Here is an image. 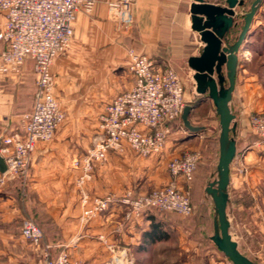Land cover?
Instances as JSON below:
<instances>
[{"label":"crops","instance_id":"1","mask_svg":"<svg viewBox=\"0 0 264 264\" xmlns=\"http://www.w3.org/2000/svg\"><path fill=\"white\" fill-rule=\"evenodd\" d=\"M107 1L111 0H100L90 15L76 14L71 45L55 60L56 96L66 114L65 121L52 140L36 145L25 179L10 177L0 184V264H44L47 253L55 258L62 252H67L78 264H104L110 259L108 250L111 248L128 250L134 260H156L157 253L159 257H165L160 247L170 238L168 228L171 225L155 209L129 217L130 206L123 200L136 199L172 181L180 188L186 187L182 179L173 177L166 170L161 171L162 163L170 157L181 158L187 149L192 150L187 145L189 141L211 137L213 132L209 134V125H197L206 129L192 135L185 127V130L178 128V123L172 124L165 148L157 156L143 158L130 148L123 153H109L106 161L94 164L92 179L85 183L83 190L77 184L82 169L76 162L102 137L99 118L105 107L134 86L127 67L128 49L147 55L161 67L168 65L171 57L183 56L187 62L198 55L201 42L189 23L193 0H136L131 35L119 34L115 22L109 18ZM238 10L235 9L237 14ZM1 23L0 17V28ZM189 26L194 35L191 49L187 43ZM252 28L254 32L239 53L231 102L237 121L236 137L241 129L249 127L252 115L264 112V88L259 79L263 73L260 69L258 73L250 70L262 58V51L257 49L264 48L259 33L264 28V0ZM241 29L239 22L232 32L231 43ZM163 48L166 53L161 52ZM178 48L183 51L178 53ZM249 52L252 54L248 56ZM263 65L260 63V68ZM36 87L37 74L31 59L25 61L18 75L0 74V137L23 134L24 116L32 111ZM186 101L193 110L197 106L194 103L205 102L214 107L207 96L196 93ZM216 119L219 123L214 107L211 123ZM199 165L190 185V192L195 197L203 196L214 175L208 169L203 173ZM82 191L91 198L109 196L112 202L104 213L84 221ZM27 219L33 220L43 232L39 246L21 236L22 222ZM178 230L180 234L198 232L204 235L205 227L198 224L193 230L188 227L185 230L178 227ZM189 248L196 255L202 250L205 260H215L212 264H230L221 261L226 260L225 256L220 257L219 252H212L214 250L207 246L191 243Z\"/></svg>","mask_w":264,"mask_h":264},{"label":"built area","instance_id":"2","mask_svg":"<svg viewBox=\"0 0 264 264\" xmlns=\"http://www.w3.org/2000/svg\"><path fill=\"white\" fill-rule=\"evenodd\" d=\"M100 0H0V74L18 75L27 59L35 64L37 92L32 111L24 116L22 135L7 136L0 149L7 171L0 173V184L9 177L26 178L32 153L39 142L53 139L66 114L56 96L53 66L56 58L71 45L73 23L78 12L93 13ZM136 0L107 1L110 16L118 31L127 33L133 25ZM128 68L134 86L109 103L99 118L102 137L76 164L82 169L77 184L81 190L92 179L94 164L107 160L109 153H123L130 148L138 156L149 158L160 154L187 105L185 87L178 73L169 65L158 66L154 60L134 49H128ZM250 128L264 140V113L254 114ZM200 153H187L169 163L173 177L182 178L186 187L172 182L136 199L126 198L129 217L139 216L153 208L193 213L190 185L201 161ZM82 219L88 221L104 213L111 197L91 198L82 191ZM21 235L35 246L43 239L41 228L24 220ZM115 260H129L124 249L114 248ZM44 264H76L67 252L52 258L47 253Z\"/></svg>","mask_w":264,"mask_h":264},{"label":"rangeland","instance_id":"3","mask_svg":"<svg viewBox=\"0 0 264 264\" xmlns=\"http://www.w3.org/2000/svg\"><path fill=\"white\" fill-rule=\"evenodd\" d=\"M116 29L118 31L117 27ZM132 32L133 25L127 33L124 34L119 32V34L131 35ZM259 33L261 34V40L263 39L264 43V28L261 29ZM193 36L194 35L191 33L189 26L187 36L188 49H191L194 46V39H192ZM172 44V42L169 44V49H171ZM160 50L161 52L165 51V53L167 51L166 48ZM257 50L262 51V54H260L262 55V58L257 64L251 66L250 70L255 72L261 70L263 74L259 76V79H261V83L264 88V65L260 68V63L264 64V48L261 46V48ZM182 51H180V48L177 49L178 53H181ZM251 54L252 52H249L248 56ZM255 56L257 58L260 57L259 55ZM167 62V64L178 73L179 77L181 78L184 84L185 100H191L193 94L195 93L194 80L193 72L188 67L186 58H184L183 56L182 58L179 56L171 57ZM36 92L37 87L35 93ZM196 104L197 106L195 110L192 111L191 116H189V120L195 126L202 124L209 125V134H211V132L213 133L210 135L211 137H208L204 140L194 139L192 141H189L187 145L190 146L192 150L187 149V153H200L202 155V162L201 164L199 163V168H203V173H206L207 171L205 172V170L207 169L209 170V173L212 172L214 176L210 180H213L215 178V172L219 157V123L217 120L218 118L214 121V123H211L210 117L214 112V107L205 102H202L200 104L194 103L193 105ZM263 113L264 112H260L257 114ZM176 123H178V128H180L181 130L184 129V125L181 119H179ZM238 134L239 135L237 136V153L231 165V178L229 186V202L227 207V214L231 223V233L234 237V240L238 243L240 251L255 263L264 264V140L261 139L250 128V126L244 127L239 131ZM197 137L198 136L194 138ZM177 158L179 157H170L168 160L164 159V162L161 166V171L166 170L168 171V173H170L169 163ZM159 186L155 189L163 188L166 185L162 184ZM193 197H195V195H192L190 192V199L193 204L194 210L193 213L189 216H183L176 212L162 211L160 209L153 208L155 209L157 214H161V216L167 220L166 222L171 225V227L168 228V232H170V238L167 240L166 244L160 247V251L162 253H165V257L161 258L158 256L157 253L155 254L156 260H134L130 252L124 249L127 252V258L129 260H115V253L113 252V250L115 249L111 248L108 250L111 255L110 259L107 260L104 264H212V262L215 261L205 260L204 256L206 255H204L205 253H203L202 250H199V255H196V252L189 248V245L191 243H197L201 244L202 246H207L210 248V250H214L212 252H219L218 255L223 258L224 255L220 251H217L218 249L211 241V237L214 235L215 231V212L212 201L206 195L205 192L203 196L196 195L195 198ZM193 199H195L196 205L194 204ZM197 201H199V206L197 205ZM198 224L205 227V230L203 232L204 235H201L198 232L180 234V230H178V227L182 228V230H185L187 227L193 230L194 227ZM196 231H198V229H196ZM28 241L31 242L30 240ZM225 259L226 260L221 261L232 264L227 258Z\"/></svg>","mask_w":264,"mask_h":264},{"label":"water","instance_id":"4","mask_svg":"<svg viewBox=\"0 0 264 264\" xmlns=\"http://www.w3.org/2000/svg\"><path fill=\"white\" fill-rule=\"evenodd\" d=\"M263 0H255L244 13L246 0H193L189 10L191 30L199 36L198 55L188 59L193 72L194 89L198 96L212 100L219 117V157L215 178L205 188L214 207V235L211 241L232 264H257L243 254L231 233L227 214L231 164L237 153V121L231 109L239 65V53L246 39L254 32L252 23ZM241 8L239 14L235 9ZM243 14V27L231 43V36ZM192 105H186L181 121L192 135L204 132L206 127L195 126L189 120ZM3 136L0 137V149ZM7 171L0 153V173ZM214 176V175H213ZM212 176V178H213Z\"/></svg>","mask_w":264,"mask_h":264},{"label":"flooded vegetation","instance_id":"5","mask_svg":"<svg viewBox=\"0 0 264 264\" xmlns=\"http://www.w3.org/2000/svg\"><path fill=\"white\" fill-rule=\"evenodd\" d=\"M255 0H246V6H245V10H244V13H246V12H248L249 10H250V6H251V4L254 2ZM249 6V8L247 9V7ZM239 10V12L241 11V8H238ZM247 9V10H246ZM239 22H241V24H242V27H243V14L242 15H240V17H239V19H238V23Z\"/></svg>","mask_w":264,"mask_h":264},{"label":"trees","instance_id":"6","mask_svg":"<svg viewBox=\"0 0 264 264\" xmlns=\"http://www.w3.org/2000/svg\"><path fill=\"white\" fill-rule=\"evenodd\" d=\"M194 181V180H193ZM192 184V183H191ZM155 232H157L156 230H155Z\"/></svg>","mask_w":264,"mask_h":264}]
</instances>
